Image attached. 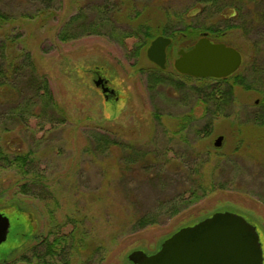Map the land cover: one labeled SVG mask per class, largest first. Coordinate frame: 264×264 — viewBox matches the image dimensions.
I'll return each mask as SVG.
<instances>
[{"label": "rangeland", "instance_id": "obj_1", "mask_svg": "<svg viewBox=\"0 0 264 264\" xmlns=\"http://www.w3.org/2000/svg\"><path fill=\"white\" fill-rule=\"evenodd\" d=\"M43 1L0 0L1 13L13 18L0 25L7 64L22 66L27 56L33 64L11 79L13 88H0V213L11 224L0 262L132 264V252L154 254L180 229L219 212L245 217L264 248V22L258 20L264 0H221V13L228 8L238 13L225 20L197 9V15L185 14L203 8L201 0H151L148 14L124 25L137 28L149 21L166 27L170 18L173 25L207 26L211 18L229 26L224 40L214 43L241 53L235 75L245 77V86L234 84L235 75L219 82L179 74L174 61L185 39L169 49L165 72L148 60L150 45L136 51L137 38L122 45L107 35L110 27L101 35L82 32L61 42L58 34L72 16L83 12L87 23L99 22L95 7L108 0H53L50 11ZM124 12L116 14L117 27H123ZM152 70L164 79L155 88ZM31 75L48 82L53 103L28 85ZM98 77L117 95L105 99L95 85ZM214 86L232 91V101L197 104ZM100 136L121 146L102 152ZM219 137L223 142L216 147ZM141 149L168 153L171 166L182 169L166 172L154 187L139 164L133 172L126 166L125 159ZM17 157H28V173ZM194 185L200 191L215 187L192 202L186 191ZM178 194H184L186 207L181 202L176 215L161 211L157 225L134 230L140 215Z\"/></svg>", "mask_w": 264, "mask_h": 264}, {"label": "trees", "instance_id": "obj_2", "mask_svg": "<svg viewBox=\"0 0 264 264\" xmlns=\"http://www.w3.org/2000/svg\"><path fill=\"white\" fill-rule=\"evenodd\" d=\"M113 1L114 0H108V2L104 4V6L97 5L95 7L100 11L99 22L92 21L90 23H87V20L85 19V14L83 12H80L77 15L72 16L69 19L68 23L64 25L63 29H61L60 33L58 34L59 40H61V42H67L72 38H77L79 36H82L83 34H80L82 32L84 33L88 32V33L101 35L103 30L110 27V31L107 30V35H110L109 37H113V36L116 37L115 39L117 40V42H120L122 45L130 38H137L139 40V45L138 47H136V51H141L145 49L147 46L150 45V43L156 37L161 36V35L169 37L173 40V43H172L173 45H171V47L174 46V44H176L178 39H183V40L185 39V41L189 40L188 44L183 45L184 47H186L185 49L189 50L194 46L197 40H199V38H201L204 34H206L212 42H217V41L219 42V41L224 40L227 29L230 30L229 26L220 27L215 22H212L211 18H209L211 23L209 22L210 25L207 24V26L206 25L194 26L191 24H186L184 22L182 23V25L180 23L179 25L177 24L173 25L170 22V18L167 17V19L169 18V21H167L168 25H166V27L162 26L161 23H160V26L153 27L150 25L149 21L139 24L137 28L124 27V25L126 24L131 26L134 20H137L139 17L143 16V14H148V12L151 11V10L148 11V6H149L148 2L151 0H118L117 1L118 5L116 2H113ZM220 1L221 0H201L200 3L205 4L203 8L198 9L195 7L192 9H188L185 14L186 15L196 14L197 15V11H195L197 9L201 14L207 13L209 15V12L211 15L218 14L219 16H222L221 17L222 20L223 19L225 20L227 18L231 19L237 16L238 14L237 10H235L234 8H228L221 13L222 7H221ZM43 2H45V5H46L44 10L50 11L53 0H44ZM138 3L139 4L141 3L142 5L141 10H138V7H137ZM122 9H124L125 11L123 13L125 17L122 15L125 20H124V24L123 25L121 24L123 26L121 28V27L116 26V25H120L116 14L120 13ZM12 19H13L12 17L7 16L6 14H3L0 11V23L2 22L4 24L5 21L12 20ZM258 20L260 22L262 21L264 22V11L263 13L259 14ZM255 21H256V18H255ZM255 21L253 20V22ZM2 23L0 25H2ZM71 28L77 31V34H72ZM75 31H73V33H75ZM116 31L118 33L117 36L115 34ZM6 49L7 47H6L5 42L3 41L0 42V88L1 89L2 88L9 89L7 87V86L9 87L11 86L9 82L11 81V79H15L16 75L20 73L22 66L25 67L27 65L28 68H32L33 70V64L29 56H27L28 58H27V61L25 62L26 64H24L25 66L24 65L22 66L14 65L13 66L11 64H7L6 57H5ZM158 70L161 72H165L166 69L162 70L158 68ZM156 73H157L156 70L155 72H153L152 70V72H150L149 74V79L151 81V84H150L151 88H155L154 86L161 84L164 81V79L159 77ZM233 75H231L230 77H232ZM183 77H186V79H191V80L196 79L198 81H206L210 79V78L209 79H197V78H193V77L185 76V75H183ZM226 79H211V80H217L220 82V81H225ZM234 84H240V85L245 86V77H242L240 75H235ZM28 85L30 87L32 86L35 87L36 90H39L40 93H42V95L47 97V101L49 100V103H53V97H52L51 92L49 91L48 82L46 80L43 79L42 82L39 83L37 81V77L31 75L28 81ZM11 88L13 87L11 86ZM247 88L253 89L251 88V86H247ZM211 90L212 91L210 92V94H206L204 95V97H199L197 104L202 103L208 107L211 104L210 102H214V104L217 103L221 105V103L222 104L226 103L228 99L229 100L232 99L231 98L232 91H221V89L218 86L217 88L215 86L211 87ZM41 97L42 96H40V98ZM189 117L190 116H186L183 118L182 123L184 126L189 122L190 120ZM96 142L99 144L98 148L102 152L107 151L108 149L111 148V146H114V147L121 146L118 142L112 141L106 136H100L96 138ZM125 160H127L126 166L129 167L131 165L130 166L131 168H129L128 170L132 172L138 170V167L135 170V167L132 168V166L139 164L140 166H139L138 171L142 173L141 176L143 177L145 176L146 178L145 177L144 178L146 179V181H148L154 187L156 185L157 186L160 185V182L165 177L166 172L171 171V170H173L174 172L175 171L179 172L182 169L178 166H175L176 164L171 166L172 162L170 163V159H168V153L163 155V154L155 153L154 151L147 152L144 149L136 151L134 153V156L128 157ZM15 161L19 163V165H21L20 167L22 169L26 170V173H28V170L26 169V166L28 165V163H30V161H28V157H17ZM214 187L215 186H211L208 190L212 191L211 189H213ZM23 188H26L25 185L23 186ZM199 189H201V187L199 186L196 187L194 185L193 188H190L188 191H186V193L189 192L192 196L190 197L189 201L193 202V200H195L196 197L199 196V194L197 193L201 192L202 194H205V192L208 191L207 189H204V188H202V191H200ZM183 195L184 194H178V196L177 195L173 196L169 200H165L162 203H160L159 206L156 209H154V212L144 213L143 215H140L133 224L134 230L136 231L143 230L150 226L157 225L159 212L161 211L166 212L169 215H174V214L176 215L178 211L182 209L181 202L182 204L185 203L183 207L187 206L186 202L188 201L183 200L184 199ZM0 264H9V261L4 260V261H1Z\"/></svg>", "mask_w": 264, "mask_h": 264}, {"label": "water", "instance_id": "obj_3", "mask_svg": "<svg viewBox=\"0 0 264 264\" xmlns=\"http://www.w3.org/2000/svg\"><path fill=\"white\" fill-rule=\"evenodd\" d=\"M169 37L155 38L147 49L148 60L166 69ZM241 53L223 43L212 42L204 34L189 50L181 49L174 61L175 70L197 79H226L242 66ZM102 80L96 82L99 86ZM108 92V90H104ZM223 137L215 146L220 147ZM10 220L0 213V245L7 241ZM132 264H263V250L259 233L242 215L219 212L200 222L184 227L166 239L151 255L132 252Z\"/></svg>", "mask_w": 264, "mask_h": 264}, {"label": "flooded vegetation", "instance_id": "obj_4", "mask_svg": "<svg viewBox=\"0 0 264 264\" xmlns=\"http://www.w3.org/2000/svg\"><path fill=\"white\" fill-rule=\"evenodd\" d=\"M172 43H173V40H172ZM172 45V44H171ZM171 45L167 48V60H168V51H169V49H170V47H171ZM185 50V49H184ZM178 58V57H177ZM102 80V83L99 85V86H97V88H99L100 90H101V92L103 93V95H104V97H105V99H107V100H110L111 99V97H114V96H116L117 94L115 93V91L113 90V89H111L110 88V86L108 85V82L105 80V79H102V78H100V77H98L97 78V81H99V80ZM96 81V82H97ZM96 82H95V85H96ZM110 90V91H112V95H110L108 92H104V90ZM260 236V235H259ZM263 248V247H262ZM263 259H264V248H263ZM8 261H10V260H8ZM13 261V260H12ZM43 262H45L44 260H43ZM264 262V261H263ZM264 264V263H263Z\"/></svg>", "mask_w": 264, "mask_h": 264}]
</instances>
